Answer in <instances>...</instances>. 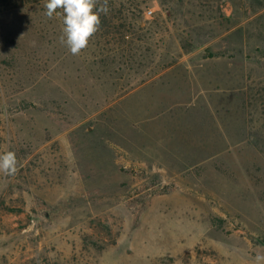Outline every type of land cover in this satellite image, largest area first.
Listing matches in <instances>:
<instances>
[{
    "label": "rangeland",
    "instance_id": "rangeland-1",
    "mask_svg": "<svg viewBox=\"0 0 264 264\" xmlns=\"http://www.w3.org/2000/svg\"><path fill=\"white\" fill-rule=\"evenodd\" d=\"M45 3L0 0V264H254L264 0H109L75 56Z\"/></svg>",
    "mask_w": 264,
    "mask_h": 264
},
{
    "label": "clouds",
    "instance_id": "clouds-1",
    "mask_svg": "<svg viewBox=\"0 0 264 264\" xmlns=\"http://www.w3.org/2000/svg\"><path fill=\"white\" fill-rule=\"evenodd\" d=\"M108 4L109 0H46L44 7L49 19L54 14L62 16L60 42L75 56L88 47L92 37L99 31L101 15L109 12ZM18 171V159L14 151L0 154V174L3 177L15 176ZM254 264H264V253L256 254Z\"/></svg>",
    "mask_w": 264,
    "mask_h": 264
},
{
    "label": "built area",
    "instance_id": "built-area-1",
    "mask_svg": "<svg viewBox=\"0 0 264 264\" xmlns=\"http://www.w3.org/2000/svg\"><path fill=\"white\" fill-rule=\"evenodd\" d=\"M151 12H152L151 10H150V11H148V14H151Z\"/></svg>",
    "mask_w": 264,
    "mask_h": 264
}]
</instances>
